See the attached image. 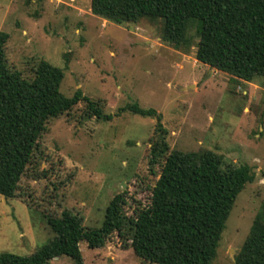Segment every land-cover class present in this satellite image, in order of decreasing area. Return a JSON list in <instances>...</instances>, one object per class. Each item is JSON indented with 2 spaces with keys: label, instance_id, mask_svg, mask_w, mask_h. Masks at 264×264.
Masks as SVG:
<instances>
[{
  "label": "rangeland",
  "instance_id": "1",
  "mask_svg": "<svg viewBox=\"0 0 264 264\" xmlns=\"http://www.w3.org/2000/svg\"><path fill=\"white\" fill-rule=\"evenodd\" d=\"M90 0H0V31L9 34V67L32 78L41 60L64 70L61 92L77 90L110 120L80 101L45 125L21 194L0 195V253L30 255L52 237L46 215L79 213L100 227L111 199L126 192L127 217L148 205L163 159L151 163L158 118L120 108H154L169 150H212L224 167L255 173L238 195L213 264H234L254 219L264 209V77L239 79L196 58V47L176 49L162 40L161 22L117 24L95 15ZM112 233L102 248L80 244L85 264H153L130 246L132 228ZM50 264H73L70 257Z\"/></svg>",
  "mask_w": 264,
  "mask_h": 264
},
{
  "label": "trees",
  "instance_id": "2",
  "mask_svg": "<svg viewBox=\"0 0 264 264\" xmlns=\"http://www.w3.org/2000/svg\"><path fill=\"white\" fill-rule=\"evenodd\" d=\"M93 14L117 24L142 19L161 22L162 40L176 49L196 47L198 61L245 81L264 77V0H90ZM0 31V195L21 194V180L35 162L45 125L71 111L80 101L98 119L110 120L103 108L81 90L61 92L64 70L41 60L32 78L9 67L6 43ZM144 117L156 116L159 139L151 163L163 159L150 202L127 217L126 192L109 202L103 223L84 225L81 214L65 209L46 215L53 237L30 255L0 253V264H50L66 255L73 264H85L80 244L105 246L112 233L132 228L134 253L153 264H213L238 195L255 178L248 165L224 167V158L212 150H169L167 129L154 108L138 103L120 108ZM234 264H264V209L250 229Z\"/></svg>",
  "mask_w": 264,
  "mask_h": 264
}]
</instances>
